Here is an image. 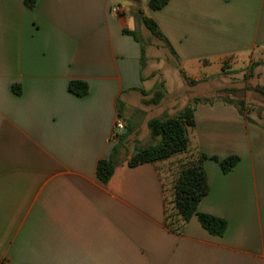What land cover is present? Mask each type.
<instances>
[{
  "label": "crops",
  "instance_id": "crops-1",
  "mask_svg": "<svg viewBox=\"0 0 264 264\" xmlns=\"http://www.w3.org/2000/svg\"><path fill=\"white\" fill-rule=\"evenodd\" d=\"M141 39L167 54H146ZM262 49L264 0H168L158 9L148 0H36L32 8L0 0V264H264V122L244 102L192 101L186 150L127 164L158 140L150 118L189 105L187 81L251 67ZM160 60L170 81L153 65ZM73 79L87 83L86 94L69 91ZM160 82L163 98L144 103L140 89ZM118 100L123 131L130 127L123 140L112 135ZM113 148L103 182L96 164ZM199 153L209 190L197 210L226 220L221 235L196 215L178 230L168 223V214L179 220L173 181ZM232 154L227 172L211 158Z\"/></svg>",
  "mask_w": 264,
  "mask_h": 264
},
{
  "label": "trees",
  "instance_id": "trees-1",
  "mask_svg": "<svg viewBox=\"0 0 264 264\" xmlns=\"http://www.w3.org/2000/svg\"><path fill=\"white\" fill-rule=\"evenodd\" d=\"M36 0H23L26 7L32 8ZM168 0H148V6L151 9L161 8ZM143 24L148 30L168 44L167 40L163 37L159 31L156 22L147 16H142ZM138 39L136 32L128 31ZM141 64L144 62V50H141L140 56ZM68 89L76 95H84L88 91V85L85 81L79 79L70 80L68 83ZM256 91L264 96V86L256 85L254 87ZM140 93L143 95L142 101L144 103H158L165 94L163 82L152 90L140 89ZM148 95V96H147ZM195 98L194 102L196 101ZM200 99H198L199 101ZM204 100V99H201ZM117 119L123 120L122 109L124 104L122 101H117ZM194 107L192 105H186L176 114L167 117H152L147 121V125L150 131V135L158 140L155 143H149L146 146L139 148V150L133 154L127 160L129 166H135L137 164L149 161H156L168 158L176 153L182 152L188 147V137L186 128L194 125L193 116ZM126 131L120 130L115 136L119 140L125 139L130 132V127L125 126ZM115 152L116 148H113L108 158H101L96 164V174L98 178L106 182L113 173L115 167ZM206 157L204 153H199L197 157L190 160L186 164L182 165L178 174L173 181L172 203L175 209V213L178 215V222L174 221L169 215V225L174 229H181L183 224L188 221L193 215H196L199 223L209 233L213 235H221L226 226V220L197 210V205L202 197H204L208 190L209 185L205 169L202 164V160ZM214 160L218 161L223 172L230 170L238 161L237 155H228L221 159L216 156H211Z\"/></svg>",
  "mask_w": 264,
  "mask_h": 264
},
{
  "label": "rangeland",
  "instance_id": "rangeland-1",
  "mask_svg": "<svg viewBox=\"0 0 264 264\" xmlns=\"http://www.w3.org/2000/svg\"><path fill=\"white\" fill-rule=\"evenodd\" d=\"M159 42L163 44L161 40H159ZM141 43L145 53L150 54L152 52L153 57L161 58L162 55L165 56L164 54H167L168 49L165 46L159 47L156 45L152 49L145 39H141ZM261 58L263 59L262 62L253 63L251 67H249V65L246 67L244 66L238 71H232L230 69L222 70V72H220L221 74H218L219 71L217 70L218 72H215V74L205 75L196 81V83H192L193 80L187 81V91L185 94H182L184 100L189 99V103L187 104H193L192 101L194 102L195 99L192 97L194 95L196 98L200 99L199 101L203 98L208 101L215 96H221L223 99L227 98L234 101L239 100L244 102V108L248 113H251L253 117L264 122V96L254 89L256 85L264 86V55H262ZM149 63L150 62H148V64ZM167 63L171 64L172 62L167 61ZM153 65L161 67L162 77L167 78L168 81L172 79L171 68L164 64V60H160L158 63L155 62ZM198 99H196L195 103L199 102ZM140 128L143 130L141 125ZM149 142L151 143L152 141Z\"/></svg>",
  "mask_w": 264,
  "mask_h": 264
},
{
  "label": "built area",
  "instance_id": "built-area-1",
  "mask_svg": "<svg viewBox=\"0 0 264 264\" xmlns=\"http://www.w3.org/2000/svg\"><path fill=\"white\" fill-rule=\"evenodd\" d=\"M114 11H117L118 9L115 7L113 8ZM262 51L264 52V49H262ZM124 128V122L122 119H117L114 123V127L112 130V135L115 136L120 130H122Z\"/></svg>",
  "mask_w": 264,
  "mask_h": 264
},
{
  "label": "water",
  "instance_id": "water-1",
  "mask_svg": "<svg viewBox=\"0 0 264 264\" xmlns=\"http://www.w3.org/2000/svg\"><path fill=\"white\" fill-rule=\"evenodd\" d=\"M125 130V129H124ZM138 150H136L135 152H137Z\"/></svg>",
  "mask_w": 264,
  "mask_h": 264
}]
</instances>
